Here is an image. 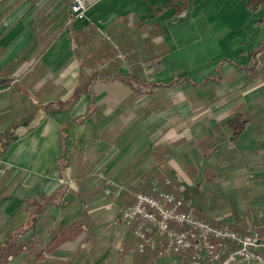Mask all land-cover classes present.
I'll list each match as a JSON object with an SVG mask.
<instances>
[{
	"label": "crops",
	"instance_id": "1",
	"mask_svg": "<svg viewBox=\"0 0 264 264\" xmlns=\"http://www.w3.org/2000/svg\"><path fill=\"white\" fill-rule=\"evenodd\" d=\"M69 3L0 0V134L17 135L0 155V264H153L121 214L156 184L191 192L213 226L264 227L263 8L99 0L78 20Z\"/></svg>",
	"mask_w": 264,
	"mask_h": 264
},
{
	"label": "built area",
	"instance_id": "2",
	"mask_svg": "<svg viewBox=\"0 0 264 264\" xmlns=\"http://www.w3.org/2000/svg\"><path fill=\"white\" fill-rule=\"evenodd\" d=\"M98 2L70 0L68 10L73 19L83 20ZM6 170L0 158V175ZM106 183L114 186L111 181ZM122 218L124 229L134 227L137 253H152L153 264H264V227L239 233L213 226L195 216L182 190L167 192L152 186L150 194L135 195V203L123 211Z\"/></svg>",
	"mask_w": 264,
	"mask_h": 264
},
{
	"label": "trees",
	"instance_id": "3",
	"mask_svg": "<svg viewBox=\"0 0 264 264\" xmlns=\"http://www.w3.org/2000/svg\"><path fill=\"white\" fill-rule=\"evenodd\" d=\"M260 7L263 8L264 10V0H248L247 3V8L252 11L255 12L256 10H258ZM260 23H264V13H263V17L262 20L260 21ZM264 50V42L261 44L260 48H259V52ZM96 78H98L96 75L93 76V79L95 80ZM121 78L120 76L115 77V79ZM122 79V78H121ZM235 135H238V133H235ZM17 137V135L13 134V132L11 133H5V134H0V155L1 153L4 151L5 147L7 146L8 142L11 141L12 139H15ZM197 187H195L196 189ZM185 192V197L186 199L189 200V193L188 191H184ZM79 223H76L75 225H73L72 227H69L68 229H61L58 231V233L52 238L51 241V245H49L52 249L56 248L57 246H59L60 244H62L63 242H66L67 240H73L77 234L79 233L80 229H79Z\"/></svg>",
	"mask_w": 264,
	"mask_h": 264
},
{
	"label": "rangeland",
	"instance_id": "4",
	"mask_svg": "<svg viewBox=\"0 0 264 264\" xmlns=\"http://www.w3.org/2000/svg\"><path fill=\"white\" fill-rule=\"evenodd\" d=\"M69 5H70V3H69ZM127 118V117H126ZM130 120H132L131 119V117H130V115H129V118L125 121V126H127V123H129L130 122ZM116 116H114V119H113V124L112 125H110L111 127H109V129H112L109 133H105V137L106 136H108L109 138H110V140H112L113 138H115L116 137V132H117V130H116V128H115V126H116ZM118 121H120V120H118ZM132 135H133V137L135 136V133H132V131L130 130V132L128 133V134H126V135H124V137H126L125 138V140H127L128 139V137H129V139H132V141L134 140V138L132 137ZM131 144H132V142H131ZM128 144H124V148H122V149H120L119 150V152H118V157H119V154H121V153H123V154H125V153H127L128 151H129V149H126V147L128 148ZM114 150H116V143H113V144H111V142L108 144V148L107 149H105V151L109 154L110 152H112L113 151V153H115V151ZM99 153V150H97V154ZM117 155L115 154L113 157H112V159H111V161H114L115 159H116V157H117ZM121 157V156H120ZM113 168H114V164H112L111 166H109V168L104 172V171H102L101 172V170L99 169L98 171H96L95 173H94V177L96 178V179H101V177H104V174L105 173H112L113 172ZM105 178V177H104ZM111 181V180H110ZM111 182H113L114 183V186L113 187H110L108 184H107V187H109L108 189L110 190V192H111V190H120L121 189V187L119 186V184H118V182H116L115 180H112ZM156 184V183H155ZM116 186H118V187H116ZM158 189H159V187H160V185H158V184H156L155 185ZM131 190V189H130ZM135 193H143V192H141V190L139 191V192H137V191H135ZM110 194V193H109ZM135 203V199L133 200V203H132V205ZM122 215V214H121ZM195 216L198 218V219H200V220H204L202 217H200L199 215H198V213L197 212H195ZM203 216V215H202ZM205 218V217H204ZM123 219V218H122ZM132 228H134L133 226H131V227H129L127 230H130L131 232L133 231V229ZM154 263V262H153Z\"/></svg>",
	"mask_w": 264,
	"mask_h": 264
},
{
	"label": "water",
	"instance_id": "5",
	"mask_svg": "<svg viewBox=\"0 0 264 264\" xmlns=\"http://www.w3.org/2000/svg\"><path fill=\"white\" fill-rule=\"evenodd\" d=\"M44 116V112L40 111L37 113L33 123L31 124V127L34 128L37 126L38 122L42 119V117Z\"/></svg>",
	"mask_w": 264,
	"mask_h": 264
}]
</instances>
